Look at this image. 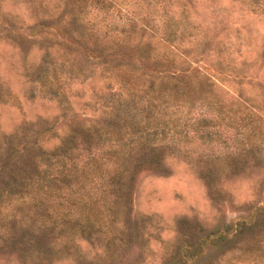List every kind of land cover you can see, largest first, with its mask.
<instances>
[{"label":"rangeland","instance_id":"1","mask_svg":"<svg viewBox=\"0 0 264 264\" xmlns=\"http://www.w3.org/2000/svg\"><path fill=\"white\" fill-rule=\"evenodd\" d=\"M38 1L0 0V87L7 95L0 101V137L24 124L54 119L53 128L60 132L70 120L61 117L63 111L56 100L28 96L30 84L24 74L38 62L42 46L50 43L51 30L35 29L37 37L43 38L31 39V31L23 29L19 34L13 25L26 28L37 22L49 23L59 15L64 0H43L44 14L39 13ZM82 16L93 32L108 38L117 36L129 20L148 18L160 31L163 21L171 19L181 28L184 40H209L206 61L198 65L218 81L227 100L231 95L244 100L245 105H236L235 113L217 117L201 104L193 106L185 122L190 126L187 135L173 136L182 152L163 156L158 170L138 175L130 202L123 212H114L113 225L108 223L109 212H89L90 219L96 221V233L77 235L73 242L63 239L62 233L54 239L56 231L33 232L34 240L23 249L16 240L0 242V264H218L231 258L224 248L232 243L248 244L254 252L253 257L236 264H264V252L260 251L264 249V3L98 0L87 6ZM51 51L55 55L56 46ZM83 91L69 97L78 119L88 114H78L88 96L86 85ZM201 115L208 119L207 130L199 135L191 128ZM245 149H252L261 159L259 168H250L252 161L239 155ZM228 155L235 157L236 166L246 169L225 166ZM214 157L219 159L215 163L225 168L209 180L203 176L204 163ZM69 214L79 216V212ZM21 227L16 222L10 234L13 239ZM239 227L240 233L236 232ZM219 234H228L230 241L219 244L213 240ZM112 236L114 241H109ZM206 237L212 244L203 245V253L192 262L185 261V248ZM39 249L44 258L39 257Z\"/></svg>","mask_w":264,"mask_h":264},{"label":"trees","instance_id":"2","mask_svg":"<svg viewBox=\"0 0 264 264\" xmlns=\"http://www.w3.org/2000/svg\"><path fill=\"white\" fill-rule=\"evenodd\" d=\"M237 1L249 6L264 3ZM43 2L38 1V9L44 14ZM97 2L64 0L59 15L49 23L37 22L26 28L13 25L19 34L23 29L31 31V39L43 38L37 37L35 29L51 30L50 43L42 46L38 62L24 74L30 84L28 96L56 100L63 111L61 117L69 116L70 120L60 132L53 128L54 119L24 124L0 137L1 243L16 240L23 249L34 240L33 232L53 231L54 239L62 233L63 239L73 242L77 235L96 233V221L90 219L89 212H109L108 223L113 225L114 212H123L129 204L138 175L158 170L163 156L180 153L173 136L187 135L190 126L185 122L193 106L201 104L217 117L233 114L234 106L245 105L244 100L231 95L227 100L218 81L198 65L206 61L209 40H184L181 28L171 19L163 21L158 31L145 17L140 22L129 20L117 36L104 37L82 19L87 6ZM83 85L88 96L78 114H88L78 119L71 111L69 97L82 94ZM5 97L0 87V101ZM206 120L202 115L195 118L193 133L202 135L207 130ZM239 155L252 161L250 168L260 167L261 159L252 149ZM225 159V166L246 169L236 166L233 156ZM218 160L214 157L204 163L206 179L225 168L215 163ZM69 212H79V216ZM16 222L22 227L13 239L10 234ZM240 231L239 227L236 232ZM227 235L219 234L213 240L229 242ZM114 239L112 236L109 241ZM211 244L206 237L186 247L185 261L192 262L203 253V245ZM224 249L231 252V258L218 264H236L254 256L248 244L232 243ZM39 252L44 258V251Z\"/></svg>","mask_w":264,"mask_h":264}]
</instances>
